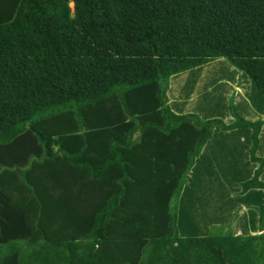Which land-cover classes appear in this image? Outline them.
Wrapping results in <instances>:
<instances>
[{
  "label": "trees",
  "instance_id": "1",
  "mask_svg": "<svg viewBox=\"0 0 264 264\" xmlns=\"http://www.w3.org/2000/svg\"><path fill=\"white\" fill-rule=\"evenodd\" d=\"M226 58L264 94V0H0V264H264L257 234L182 236L187 174L215 128L173 74Z\"/></svg>",
  "mask_w": 264,
  "mask_h": 264
},
{
  "label": "crops",
  "instance_id": "2",
  "mask_svg": "<svg viewBox=\"0 0 264 264\" xmlns=\"http://www.w3.org/2000/svg\"><path fill=\"white\" fill-rule=\"evenodd\" d=\"M167 94L169 105L176 113L193 112L202 119L222 117L227 123L234 120L229 111L233 96L242 116L264 122V94L245 72L224 57L173 74ZM250 146L249 127L215 128L187 174L178 212L182 236L207 235L213 224L230 228L234 234L264 232L260 230L256 208L264 203V190L239 192L241 182L252 177L257 166L250 160ZM257 155L264 158V124ZM261 179L264 180V171Z\"/></svg>",
  "mask_w": 264,
  "mask_h": 264
},
{
  "label": "rangeland",
  "instance_id": "3",
  "mask_svg": "<svg viewBox=\"0 0 264 264\" xmlns=\"http://www.w3.org/2000/svg\"><path fill=\"white\" fill-rule=\"evenodd\" d=\"M229 62V61H228ZM220 118H222V117H220ZM223 119V118H222ZM187 178H188V175H187ZM189 178L191 179V173L189 174ZM196 194H197V192H196ZM179 212V211H178ZM178 227H179V225H178Z\"/></svg>",
  "mask_w": 264,
  "mask_h": 264
}]
</instances>
